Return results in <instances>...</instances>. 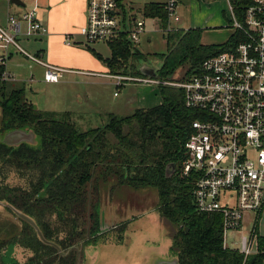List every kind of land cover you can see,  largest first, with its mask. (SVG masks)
<instances>
[{
  "label": "trees",
  "instance_id": "1",
  "mask_svg": "<svg viewBox=\"0 0 264 264\" xmlns=\"http://www.w3.org/2000/svg\"><path fill=\"white\" fill-rule=\"evenodd\" d=\"M229 2L240 14L252 0ZM142 14L144 18L158 19L162 28L167 25L164 4L148 3ZM200 32V29H187L165 33L166 53L161 54V65L154 70L152 79L176 82L168 77L186 64L181 79L184 80L198 71L203 60L230 48L229 40L218 46H201ZM107 45L111 52L109 58L90 51L111 75H124L123 68L134 54L142 57L126 35ZM137 72L138 76L146 78L139 70ZM157 86L161 97L159 105L137 109L124 118L109 114L106 125L83 132L77 130L69 113L34 109L25 99L23 89H11L7 82L0 80L1 96L7 92L8 99L22 110L17 115L19 125L2 120L0 137L13 130H31L37 139L35 146L10 147L0 143V176L5 177L10 172L24 181V185L0 182V201L32 219L45 240L55 244L61 253L43 244L35 230L21 219H17V224L2 225L5 237L0 238V249L9 244L31 249L33 255L27 264H77L84 245L105 240L109 233L101 230L98 204L91 201L94 191L87 189L96 181L98 173L103 174L99 178L104 181L112 174L119 185L158 189L161 202L156 209L176 227L170 249L178 264H263L264 254L260 251L264 249V240L258 238L257 253L244 260L238 251L222 248V239L218 237L221 233L219 217L196 212L192 198L195 178L192 174L182 176L180 169L186 159L184 144L197 116L185 108L181 89ZM20 102L27 106H20ZM0 108L3 114L9 112L4 103L0 102ZM134 123L137 139L130 130ZM156 139L162 140L164 147L155 154L150 153ZM166 166L170 170H166ZM115 229L120 235L123 226Z\"/></svg>",
  "mask_w": 264,
  "mask_h": 264
},
{
  "label": "built area",
  "instance_id": "2",
  "mask_svg": "<svg viewBox=\"0 0 264 264\" xmlns=\"http://www.w3.org/2000/svg\"><path fill=\"white\" fill-rule=\"evenodd\" d=\"M20 1L29 8L8 16L5 26H0V67L6 66L13 48L44 68V82L58 83L63 70L29 54L17 42L18 37L46 32L36 17L38 0ZM227 5L230 48L203 60L196 73L176 82L109 75L117 88L136 81L182 90L185 108L197 118L184 144L186 159L180 173L195 178L192 198L196 212L219 217L223 249H229L225 244L228 232L240 230L247 214L259 216L264 209V0H252L240 14L229 0ZM178 6L179 0L164 3L168 22L178 21ZM119 14L118 0H87L86 43H109L126 35L136 47L145 30L144 20H131L127 28L125 16ZM10 78L7 72H0V80ZM256 222L249 237L240 239L237 251L245 257L257 251Z\"/></svg>",
  "mask_w": 264,
  "mask_h": 264
},
{
  "label": "rangeland",
  "instance_id": "3",
  "mask_svg": "<svg viewBox=\"0 0 264 264\" xmlns=\"http://www.w3.org/2000/svg\"><path fill=\"white\" fill-rule=\"evenodd\" d=\"M166 1L167 0H123L122 10H124L125 15H134L137 20H144L146 35H140V42L134 47L137 53L142 56L141 59L134 54L125 64L122 71L124 75L122 76L132 79H141V76H138L137 70L140 71V69L143 68H159L162 62V57L160 56L166 53L165 33L174 30L185 31L187 29H200L199 44L203 47L222 45L229 40L231 30L227 28V26H229L227 0H179V6L176 11L178 21L171 20L167 23L165 28L161 27L158 19L143 17L141 11L144 4L149 2L165 3ZM11 8L18 10L19 7L13 5ZM28 8L29 5H26V9ZM8 12L10 11H8L7 5L0 2V24L4 23ZM119 15L121 18V13ZM129 18L130 17H127V19ZM168 26H170L171 30H168ZM163 30L168 31L164 32ZM147 38L150 39V43L147 42ZM33 40L32 38L27 40L21 37L17 38L18 44L31 54H34L36 47L39 45V43ZM91 47L105 58L110 56V50L106 43H94L93 45L91 44ZM14 56H18L22 59V61H14L16 68L13 70L15 72L13 77L17 82H20L18 83L20 85H16L14 82L8 80L5 82L9 84V88L11 89L15 88V86L20 88L23 87L24 97L39 110L38 107L41 104L44 94L41 90H35V88L32 87V83H29V78L31 77L29 66L32 65V63L25 60L20 55ZM2 68L3 71L6 72L5 66H2ZM186 69L187 65L182 64L168 77V79L180 81L184 77ZM108 75L113 76L110 73H108ZM94 80L99 83L96 87L83 85V88L86 91L97 92V100L93 97L90 101V103L96 107H92L90 110L88 109L89 114H86L88 116H84L81 119L75 117V126L78 131L85 132L90 129L103 127L108 122L109 114L118 118H124L132 115L137 109H150L161 103L159 89L156 85L127 81L122 87L117 88L112 79L96 76ZM81 94V96H84L83 93ZM3 95L6 97L3 98ZM3 95L1 96L0 93V102L6 104L9 112L3 114L0 108V126L2 125L1 123H3L2 120H7L11 122L12 125H19L20 121L17 119V115L19 112H22V110H19V105L8 99L7 92L3 93ZM85 101L83 107H87V100ZM20 103L22 107L27 106L25 102ZM71 120L74 122L73 117H71ZM130 130L132 136L137 139L135 136L137 124H132ZM127 131L128 130L125 129L124 133ZM164 142L167 143V141ZM162 144V140L159 141V139H156L150 153L153 152L155 154L156 151L162 150L164 147ZM166 170H170L168 166H166ZM100 175L96 173V181L91 184L92 186L89 185L87 187L89 191L90 189L94 191L91 194V201L93 204H98V212L103 221L107 223L110 220L112 222H117L119 225L123 226V230L119 235L116 229L112 230V226H106L107 228H111L112 231L107 233V238L105 240H99L94 245L86 244L81 248L83 256L81 264H85L84 257L87 264H103V254L105 251L109 252V261L115 262L114 260H117L123 251L129 247L134 246L133 249L139 251L144 247L147 249L153 245L156 248H170L176 227L162 218L156 209L157 205L161 202L158 189L154 187L134 188L132 186L119 185V180L112 174L106 181L99 178ZM101 176H103V174ZM0 182L9 185H24L23 180L16 174L10 172H8L5 177L0 176ZM2 204L4 205L5 203L2 202ZM2 204H0V238L5 237V234L2 233L3 231L1 230L4 223H18L10 210L5 208ZM245 217L246 222L240 230L237 232H228L226 234L225 244L229 250L237 251L240 239L243 236L249 237V232L255 219H257V239L264 240V209L259 216L250 213ZM105 222L103 223L105 224ZM118 229H120V227H118ZM119 237L121 239H118ZM11 245L12 244H9L2 250L0 249L2 264H14L15 262L11 258L12 256L17 258L20 264H24L29 257L31 259L33 255L31 249ZM256 245V249H258L257 240L255 246ZM260 252L264 254V249ZM171 253L174 254L173 252ZM255 253H257V251ZM243 257L245 260L248 256Z\"/></svg>",
  "mask_w": 264,
  "mask_h": 264
},
{
  "label": "crops",
  "instance_id": "4",
  "mask_svg": "<svg viewBox=\"0 0 264 264\" xmlns=\"http://www.w3.org/2000/svg\"><path fill=\"white\" fill-rule=\"evenodd\" d=\"M0 2L6 4L8 11H10L7 13L4 23L0 24V26H5L8 16H17L26 10V6L24 5L23 7L16 6L22 8H18L20 11L12 9L11 6H13V4L10 0H0ZM86 2L87 0H38L37 2L38 8L36 17L38 22L46 29V32L43 35L32 37V39H34L33 41L39 43V45L36 47L34 54L28 53L38 57L47 64L63 70L58 83L44 82V68L24 58L13 48H10V57L5 66L6 72L11 77L8 81L20 85L18 84L20 82H17L13 77L15 73L13 70L16 68L14 61H22V59L14 55H20L25 60L31 62L32 65L29 66L31 76L29 78V83H32V87H34L35 90H41L44 94L41 104L38 107L39 110L46 113H69L71 117H73L74 123L76 118L81 119L84 116H88L86 114H89V110L92 107H96L95 105L93 106L90 101L93 97L97 100V92L86 91L83 85L96 87L99 84L94 80L96 76L112 79L108 75L109 71L107 67L93 55L90 49L97 54L99 53L91 47V44L85 41L83 31L86 24ZM122 2L123 0H119V13H121L122 18L125 16V23L128 28L131 20L137 19L134 15H125L124 10H122ZM127 17L130 18L127 19ZM143 35H146L145 30ZM21 38L26 40L30 39L24 36ZM147 42L150 43L149 38H147ZM100 56L105 59L102 55ZM15 88L23 89V87L20 88L18 86H15ZM81 93H83L84 96H81ZM85 100H87V107H83L86 102ZM100 221L101 226H112V230L119 225V223L112 222L111 220L107 223L100 218ZM103 222H105V224ZM112 230L109 229V231ZM133 248L134 246L124 250L117 260L114 261L117 264H178L177 258L171 253L172 251L170 248H156L154 245L147 249L144 247L140 251ZM108 256L109 252L105 251L103 254V264H116L115 262L109 261L110 259Z\"/></svg>",
  "mask_w": 264,
  "mask_h": 264
},
{
  "label": "water",
  "instance_id": "5",
  "mask_svg": "<svg viewBox=\"0 0 264 264\" xmlns=\"http://www.w3.org/2000/svg\"><path fill=\"white\" fill-rule=\"evenodd\" d=\"M10 2L15 5V6H19V7H23V3L20 0H10ZM154 68H143L140 69V72L142 73V75L146 78H152L155 76L154 73ZM34 109H36V107L34 106ZM3 144L5 145H9V146H17L20 144H31L34 145L36 142V135L30 130V131H25V130H13L10 132H7L2 140ZM174 166H172L173 168ZM168 174V172H166ZM13 210V212L20 217L21 219H23L25 222H27L29 225H31L33 227V229L35 230L38 238L40 239V241L43 244L46 245H50L55 247L59 252L60 249L53 243L48 242L47 240L44 239L42 233L40 232L39 228L37 227V225L28 217L24 216L23 214H21L20 212H18L17 210L11 208ZM218 237H220V235H218Z\"/></svg>",
  "mask_w": 264,
  "mask_h": 264
},
{
  "label": "flooded vegetation",
  "instance_id": "6",
  "mask_svg": "<svg viewBox=\"0 0 264 264\" xmlns=\"http://www.w3.org/2000/svg\"><path fill=\"white\" fill-rule=\"evenodd\" d=\"M5 135V134H4ZM4 135L3 136H1L0 137V143L1 144H3V142H2V140H3V137H4ZM37 140V139H36ZM23 144H25V143H23ZM5 145V144H4ZM21 145V144H20ZM28 145H30V146H35V145H37V143H35L34 145H31V144H28ZM6 146H9V145H6ZM17 146H19V145H17ZM17 146H10V147H17ZM0 204H2V201L0 202ZM3 205V204H2ZM5 208H7V209H9L10 210V212H11V214H13V216L15 217V219L17 220V219H21L20 217H18L14 212H13V210L11 209V208H13L12 206H10V205H8V204H4L3 205ZM14 209V208H13ZM22 214V213H21ZM24 215V214H23ZM25 216V215H24ZM27 217V216H26ZM29 218V217H28ZM30 219V218H29ZM21 220H23V219H21ZM32 220V219H31ZM24 221V220H23ZM33 221V220H32ZM25 222V221H24ZM34 222V221H33ZM11 223H14V222H11ZM27 223V222H26ZM35 223V222H34ZM28 224V223H27ZM31 226V225H30ZM32 227V226H31ZM105 226H101L100 228H101V230H103V231H109V229H111V228H104ZM33 228V227H32ZM41 232V231H40ZM45 239V238H44ZM13 246H15V247H20L19 245H17V244H12ZM11 245V246H12ZM21 248V247H20ZM3 249V248H2ZM1 249V250H2ZM61 253V252H60ZM33 254V253H32ZM82 256V255H81ZM32 257V256H31ZM13 260H14V262L16 263V264H20V262L17 260V258H14L13 256L11 257ZM82 258H83V256L82 257H80V259H78L77 260V264H81V261H82ZM30 259V257L28 258V260ZM28 260H26L25 261V263L24 264H27V262H28ZM14 263V264H15ZM84 263L86 264V260H85V257H84ZM0 264H2V261H1V256H0ZM10 264H12V263H10ZM23 264V263H22Z\"/></svg>",
  "mask_w": 264,
  "mask_h": 264
}]
</instances>
